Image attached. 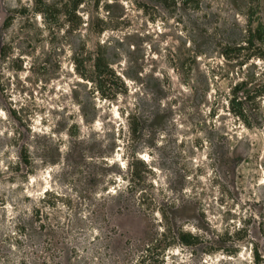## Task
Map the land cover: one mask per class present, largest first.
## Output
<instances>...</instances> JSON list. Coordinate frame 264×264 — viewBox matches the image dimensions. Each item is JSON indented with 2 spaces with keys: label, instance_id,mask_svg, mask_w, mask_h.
I'll return each instance as SVG.
<instances>
[{
  "label": "rangeland",
  "instance_id": "obj_1",
  "mask_svg": "<svg viewBox=\"0 0 264 264\" xmlns=\"http://www.w3.org/2000/svg\"><path fill=\"white\" fill-rule=\"evenodd\" d=\"M101 1L0 0V264H264V0Z\"/></svg>",
  "mask_w": 264,
  "mask_h": 264
},
{
  "label": "trees",
  "instance_id": "obj_2",
  "mask_svg": "<svg viewBox=\"0 0 264 264\" xmlns=\"http://www.w3.org/2000/svg\"><path fill=\"white\" fill-rule=\"evenodd\" d=\"M102 1L101 0H95V6L94 8L96 9V11H98L100 9V3ZM181 2L184 5L187 6H191L194 9H201L202 7V0H181ZM110 3H107L104 8L105 10H107V15H105L104 17H99L98 21L96 22V24H94L95 22H93V26L96 29V31L98 32H104L106 29H109L114 25V19H113V14L110 11ZM93 18V16H92ZM233 29L237 30L238 33L237 35H232L228 41H226L225 43V50L222 51V54L226 57V58H230L232 52H241V50L247 49L248 47H250L254 41V39H258L264 46V25L262 23H260V26H258V28H254L253 27V19L252 17H248L247 19V25L243 28L240 27V25L237 22L233 23ZM262 29V30H261ZM204 31V38H205V42L207 44H210L215 38H217V31L216 30H210V29H205ZM259 33V36L257 35ZM209 46V45H208ZM203 50V49H202ZM202 50H198L196 52H206V49H204V51ZM263 59H264V53H262V55H260ZM97 63L100 61V57H98L96 59ZM105 94L103 91L101 93L102 97H105ZM258 95L260 97H263L264 95V87L260 88L258 91ZM107 98V97H105ZM234 113L240 117V118H244L243 113L239 112V111H235ZM20 228V227H19Z\"/></svg>",
  "mask_w": 264,
  "mask_h": 264
}]
</instances>
